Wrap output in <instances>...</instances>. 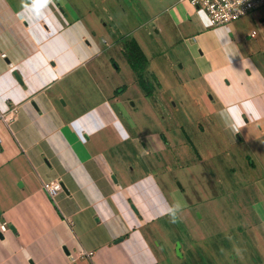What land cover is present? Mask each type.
Segmentation results:
<instances>
[{
  "label": "crops",
  "instance_id": "crops-1",
  "mask_svg": "<svg viewBox=\"0 0 264 264\" xmlns=\"http://www.w3.org/2000/svg\"><path fill=\"white\" fill-rule=\"evenodd\" d=\"M37 5L0 0V264H264V6Z\"/></svg>",
  "mask_w": 264,
  "mask_h": 264
},
{
  "label": "built area",
  "instance_id": "built-area-1",
  "mask_svg": "<svg viewBox=\"0 0 264 264\" xmlns=\"http://www.w3.org/2000/svg\"><path fill=\"white\" fill-rule=\"evenodd\" d=\"M196 10L203 12L208 19L210 27H218L231 24L250 12L264 6V0H188ZM4 58L5 56L2 55ZM44 189L54 195L61 191L58 182L44 185ZM7 229L5 224L0 225V232Z\"/></svg>",
  "mask_w": 264,
  "mask_h": 264
},
{
  "label": "trees",
  "instance_id": "trees-1",
  "mask_svg": "<svg viewBox=\"0 0 264 264\" xmlns=\"http://www.w3.org/2000/svg\"><path fill=\"white\" fill-rule=\"evenodd\" d=\"M137 48L132 44L131 45V54L129 55V62L130 60L133 58L135 59V62L137 64H142L144 62L143 58L139 55V53L137 52H134L136 51ZM138 51V50H137ZM131 66L133 68V70H135V72L137 71V68L133 65V63H131ZM138 66V65H137ZM138 83H139V86L141 87V89H143L145 91V94L148 96L150 93H151V90H149L146 85L144 84L142 78L140 76H138Z\"/></svg>",
  "mask_w": 264,
  "mask_h": 264
},
{
  "label": "clouds",
  "instance_id": "clouds-1",
  "mask_svg": "<svg viewBox=\"0 0 264 264\" xmlns=\"http://www.w3.org/2000/svg\"><path fill=\"white\" fill-rule=\"evenodd\" d=\"M37 6H39V5H37ZM246 104L247 103H250V101H248V102H245ZM232 110L231 109H229V112H231ZM254 115H255V118H259V115H260V113L257 111L256 113H254Z\"/></svg>",
  "mask_w": 264,
  "mask_h": 264
},
{
  "label": "snow or ice",
  "instance_id": "snow-or-ice-1",
  "mask_svg": "<svg viewBox=\"0 0 264 264\" xmlns=\"http://www.w3.org/2000/svg\"><path fill=\"white\" fill-rule=\"evenodd\" d=\"M41 2H42V0H38V5H40Z\"/></svg>",
  "mask_w": 264,
  "mask_h": 264
}]
</instances>
